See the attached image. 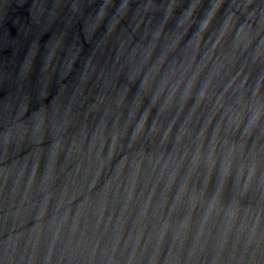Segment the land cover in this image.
<instances>
[{
	"label": "water",
	"instance_id": "95a60500",
	"mask_svg": "<svg viewBox=\"0 0 264 264\" xmlns=\"http://www.w3.org/2000/svg\"><path fill=\"white\" fill-rule=\"evenodd\" d=\"M0 264H264V0H0Z\"/></svg>",
	"mask_w": 264,
	"mask_h": 264
}]
</instances>
